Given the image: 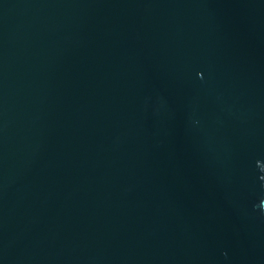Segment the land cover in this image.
Segmentation results:
<instances>
[{"label": "water", "instance_id": "1", "mask_svg": "<svg viewBox=\"0 0 264 264\" xmlns=\"http://www.w3.org/2000/svg\"><path fill=\"white\" fill-rule=\"evenodd\" d=\"M0 264H264V0H0Z\"/></svg>", "mask_w": 264, "mask_h": 264}]
</instances>
